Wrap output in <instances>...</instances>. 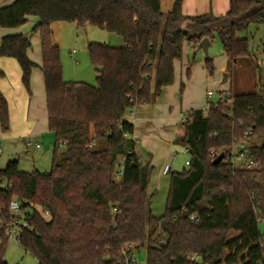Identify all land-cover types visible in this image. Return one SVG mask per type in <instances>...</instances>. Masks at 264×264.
<instances>
[{
    "label": "trees",
    "instance_id": "obj_1",
    "mask_svg": "<svg viewBox=\"0 0 264 264\" xmlns=\"http://www.w3.org/2000/svg\"><path fill=\"white\" fill-rule=\"evenodd\" d=\"M183 3L174 0L167 13L162 0L0 5V27L39 19L33 30L40 34L48 124L56 134L53 166L49 173L23 171L15 159L0 168V221H12L13 199L22 203L29 227L20 243L39 264H127L124 251L145 247L147 264H264V62L252 57L249 37L237 36L251 25L264 27V0H230L223 17L186 16ZM58 21L91 24L123 39L119 47L89 44L97 85L65 81L52 28ZM215 32L232 64L245 58L252 66L256 90L212 102L207 112H189L180 138L190 154L189 168L171 173L167 209L157 217L151 208L155 193L149 192L153 167L135 151V126L126 116L155 103L174 83L184 40L197 47ZM31 47L24 34L0 42V56L18 61L30 94L38 67L29 57ZM205 65L213 75V60ZM0 125L3 133L10 130L1 91ZM243 143L256 166L235 165L234 148ZM221 154L223 160L214 163ZM8 240L0 230V264H9Z\"/></svg>",
    "mask_w": 264,
    "mask_h": 264
},
{
    "label": "rangeland",
    "instance_id": "obj_2",
    "mask_svg": "<svg viewBox=\"0 0 264 264\" xmlns=\"http://www.w3.org/2000/svg\"><path fill=\"white\" fill-rule=\"evenodd\" d=\"M14 0H0V5H5ZM230 0H188L185 6L187 11L194 15L219 14L229 9ZM174 0H162V10L167 13L171 10ZM39 21L37 16H30L22 27V33L32 42V53L41 55L40 34L33 28ZM3 29V27H0ZM54 43L61 48L63 76L65 81L85 82L97 85V73L91 63L88 46L90 43H100L111 46H123V39L115 34L87 24L78 26L71 22H54ZM7 29V28H4ZM238 37H249L250 48L255 54L259 53V39L264 42V27L256 24L247 30L239 31ZM209 54L189 44L184 40L182 57L175 62V80L167 93L161 98L159 108L148 106L137 117L135 133V148L143 162L153 167L150 176L149 192L155 193L151 202L153 214L160 217L167 209L170 192V177L172 172H182L189 168L186 162L190 154L183 143H176L185 135L184 119L189 116L191 107L205 109L208 102V91L214 92L213 102L221 98L228 99L232 94L253 92L256 90V81L252 66L247 60L241 59L239 63L232 64L226 56L218 32L214 33ZM211 58L215 63V72L210 75L205 61ZM188 69L190 74L187 75ZM226 74L230 76L226 78ZM260 70L256 72L260 80ZM259 83V81H258ZM184 84L183 91L182 85ZM41 86V87H40ZM36 83L33 90V103L36 106L35 122L30 124L32 134L20 139L7 142L0 152V167H5L8 160H19V167L23 171L39 170L49 173L53 166V152L56 143V134L50 130L48 124L46 93L43 81ZM27 90V89H26ZM28 92V90H27ZM28 96L31 97L28 92ZM29 98V97H28ZM147 106V105H146ZM175 107L170 111V107ZM129 113L127 118H129ZM19 142H25L22 148ZM39 144V147L36 146ZM240 149L238 144L234 154ZM235 165L241 166L243 160L235 157ZM169 165L171 172L164 174V168ZM264 231V222L260 223ZM137 264H147V248L135 252ZM6 260L9 264H39L38 260L29 254L17 240L9 238L6 250Z\"/></svg>",
    "mask_w": 264,
    "mask_h": 264
},
{
    "label": "crops",
    "instance_id": "obj_3",
    "mask_svg": "<svg viewBox=\"0 0 264 264\" xmlns=\"http://www.w3.org/2000/svg\"><path fill=\"white\" fill-rule=\"evenodd\" d=\"M187 1L188 0H184V3H183V14L186 16H196L194 14H191L190 11L186 10L185 6L188 4ZM229 9H230V1H229ZM229 9H225L224 12L219 13V14H213V12L211 13L216 17H223L228 13ZM10 34H23L22 27L7 28V29L0 28V42L4 36L10 35ZM212 42L213 41L211 40V44ZM259 43H260V46H259L260 52L254 55V53L251 51V54H252V57L259 63V65L262 66L264 62L263 60L264 42H262L261 38L259 39ZM28 54H29L30 59L36 64H38V67L34 68L33 73H32V79H31L32 94H30L31 97L28 96L26 87L24 86L22 82V69L18 61L11 57L0 56V91L6 97L8 101V105H9V110H10V130L7 133H3L1 129V125H0V152L3 151L2 147L10 140L20 139V138H24L27 136H35V134H32L31 132L33 131L32 130L33 126L32 128L29 127L30 124H33L35 122V116L37 115L36 106L32 101L33 100V90L37 82H39V86H40V82L43 81L44 83V73L41 69L42 53L39 56L37 52L32 53L31 48H30ZM213 64L215 66L214 60H213ZM229 76H230L229 74H226L225 77L228 78ZM44 87H45V83H44ZM169 88L170 86L164 90L163 95L155 103L147 105V106L142 105L138 108H135L129 113L130 116L127 119L132 121L135 126V132H134L133 138H135V133L137 129L136 124L139 121V118L137 117V115L148 106H155V107L157 106L156 108H159L162 105V102H160V100L167 93ZM45 103H46V99H45ZM46 108H47V104H46ZM174 108H175L174 106L170 107V111L173 112ZM200 108L201 107H197V108L191 107L190 110L200 109ZM47 116H48V112H47ZM19 144L22 148H26L27 146L25 142H21V143L19 142ZM37 145L39 144H36V146ZM135 151H136V148H135ZM10 160H8L7 163ZM19 164H20V161H19ZM166 167L164 168L163 172L164 174L168 175L171 172L172 168L169 166L170 171L166 173L165 172ZM170 182H171V177H170ZM149 186H150V183H149Z\"/></svg>",
    "mask_w": 264,
    "mask_h": 264
},
{
    "label": "built area",
    "instance_id": "obj_4",
    "mask_svg": "<svg viewBox=\"0 0 264 264\" xmlns=\"http://www.w3.org/2000/svg\"><path fill=\"white\" fill-rule=\"evenodd\" d=\"M208 102L205 107V111L207 112L210 104L213 102L212 99L214 98V92L208 91L207 93ZM188 121V118L184 119V123ZM247 134H251V131H249ZM39 146V145H38ZM188 152V150L186 149ZM212 154L215 155V151H212ZM238 159L243 160L241 166H247V167H254L257 165L256 161L253 158L249 157L248 149L245 143L240 144V149L238 153L235 155ZM187 165L190 164V161L188 160L186 162ZM240 167V166H239ZM170 167L167 166L165 169V172H169ZM123 168L121 165L118 166L117 171V179H121L122 177ZM1 186H3L2 183H0ZM11 214H12V221L10 223H3L0 221V230H3L8 238H13L17 240L19 243L21 242V235L22 232L29 227V222L27 220V212L26 209L22 207V203L17 200L13 199L10 204ZM48 211L46 214L48 215ZM190 219L192 221H198L199 219L195 216H191ZM132 246V245H129ZM125 260L127 264H137L136 262V255L134 253H130L128 251H124Z\"/></svg>",
    "mask_w": 264,
    "mask_h": 264
},
{
    "label": "water",
    "instance_id": "obj_5",
    "mask_svg": "<svg viewBox=\"0 0 264 264\" xmlns=\"http://www.w3.org/2000/svg\"><path fill=\"white\" fill-rule=\"evenodd\" d=\"M210 45H211V39L208 38V37H205V38L202 39L201 42L198 44L197 48H198L199 50H203V51L206 53V55H208V54H209V47H210ZM176 143H180V139L177 140ZM223 158H224V154L219 155V156L216 158V160L214 161V163H219V162H221V161L223 160ZM186 215H188V214H186Z\"/></svg>",
    "mask_w": 264,
    "mask_h": 264
}]
</instances>
